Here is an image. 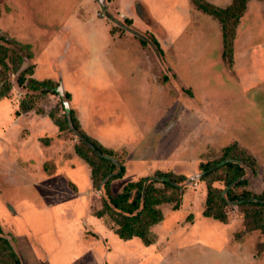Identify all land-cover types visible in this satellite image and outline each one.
Here are the masks:
<instances>
[{
	"label": "rangeland",
	"instance_id": "374dc122",
	"mask_svg": "<svg viewBox=\"0 0 264 264\" xmlns=\"http://www.w3.org/2000/svg\"><path fill=\"white\" fill-rule=\"evenodd\" d=\"M253 13L240 20L233 67L221 57L219 24L192 0H0V36L31 55L22 67L56 84L60 74L81 129L122 162L113 193L156 170L188 179L179 209L162 206L153 244L118 239L94 215L99 194L73 152L78 137L47 116L63 114L59 94L37 95L8 73L0 230L21 264H264V235L246 230L236 206L226 207L225 223L202 216L199 180V165L235 144L254 161L246 188L264 189V10ZM123 46L137 51L136 60L116 57ZM115 64L128 78L112 73ZM28 98L34 108L16 116Z\"/></svg>",
	"mask_w": 264,
	"mask_h": 264
},
{
	"label": "trees",
	"instance_id": "16d2710c",
	"mask_svg": "<svg viewBox=\"0 0 264 264\" xmlns=\"http://www.w3.org/2000/svg\"><path fill=\"white\" fill-rule=\"evenodd\" d=\"M250 0H231L226 6H216L207 0H192L197 10L216 20L220 26L221 57L228 64L233 63V46L236 29L244 16ZM264 2V0H258ZM14 41L0 36V99L7 96L12 84L8 73H17L16 83L37 95L57 92L59 83L50 79L38 80L32 77L33 65L22 64L31 55ZM58 94V92H57ZM66 98L70 95L65 91ZM62 104V103H61ZM63 106V105H62ZM34 108L31 99L22 100L16 116ZM63 114L54 111L47 113L59 132L69 131L78 137L73 144V152L89 168L93 190L99 194L100 208L94 213L106 220L108 228L122 241L139 240L145 247L153 244L151 228L162 222V206L170 205L173 211L181 205L185 182L188 179L172 171L156 170L150 176L127 182L117 193L111 190V182L121 179L124 174L122 162H117L112 150L91 138L81 129L74 111L62 107ZM38 112V111H37ZM39 113H42L39 111ZM251 156L235 144L222 149L218 159L201 163L199 180L205 183V199L202 216L220 223L227 220L226 207L234 205L242 213L247 231H259L264 235V189L260 193L248 190L247 169L255 174ZM220 183L222 187L213 184ZM0 264H21L20 257L12 247L11 241L0 230Z\"/></svg>",
	"mask_w": 264,
	"mask_h": 264
},
{
	"label": "crops",
	"instance_id": "0c3cea01",
	"mask_svg": "<svg viewBox=\"0 0 264 264\" xmlns=\"http://www.w3.org/2000/svg\"><path fill=\"white\" fill-rule=\"evenodd\" d=\"M208 2H212V1H209V0H207ZM214 1V0H213ZM226 1V2H225ZM220 2V1H219ZM231 2V0H224V4H217V3H214V2H212L214 5H216V6H218V5H223V6H226L227 4H229ZM264 10V2H262V1H258V0H250L249 1V3L247 4V9H246V12H245V14H244V16H249L250 14H251V11L252 12H254L253 13V15H255L256 14V16H258V15H260L261 14V12ZM243 16V17H244ZM241 29V27H240V24L238 25V27H237V29H236V35L237 34H239V30ZM109 35V34H108ZM110 36V35H109ZM129 49H128V47H124L123 46V48H121V47H117V48H115V50H114V52L115 53H117L116 54V57L117 58H119L120 56L123 58V61L125 62L124 63V65L125 64H127V62H129L130 60H136V55H137V51L135 50V51H133V49H132V47L130 48V50H131V52H129L128 51ZM105 54H107V55H110L111 56V53L110 52H108V51H103ZM257 52V51H256ZM130 54V55H129ZM133 54V55H132ZM119 56V57H118ZM129 56V57H128ZM120 59V58H119ZM100 61H98L97 63H99ZM235 66V54H234V63H233V67ZM115 71H113V69L111 70L112 71V73H115L114 75H117V76H119L120 77V80L122 81L123 79H121V78H128V75L129 74H131V73H128V75H125V74H123V72H122V67L120 68L119 67V65H116L115 64ZM35 71V70H34ZM106 71H108V69L107 70H105L104 69V72L106 73ZM110 72V71H109ZM106 75H108L107 73H106ZM34 76V75H33ZM50 78V80H52V77H47V78H45V79H49ZM36 79V78H35ZM39 80V79H38ZM129 80L131 81V78H129ZM61 81H63L62 79H61V77H60V74H59V79H58V83L60 82L61 84H63ZM112 88V87H111ZM111 88H108V90L110 89V92H112L113 94H114V90L113 89H111ZM12 107V106H11ZM14 107V106H13ZM14 108H16V107H14ZM13 108V109H14ZM1 131H2V127L0 128V137H1ZM31 133L32 134H35L36 133V131H34V130H32L31 131ZM100 143H103V141H102V139H100ZM107 147V146H106ZM89 175H90V173H89ZM133 240V239H132ZM129 241H131V240H129ZM125 242H128V241H125Z\"/></svg>",
	"mask_w": 264,
	"mask_h": 264
},
{
	"label": "water",
	"instance_id": "95a60500",
	"mask_svg": "<svg viewBox=\"0 0 264 264\" xmlns=\"http://www.w3.org/2000/svg\"><path fill=\"white\" fill-rule=\"evenodd\" d=\"M57 92L61 98L64 109L69 110L70 107L68 104V99L66 98L65 90H64V88L60 82H59V85L57 87Z\"/></svg>",
	"mask_w": 264,
	"mask_h": 264
}]
</instances>
